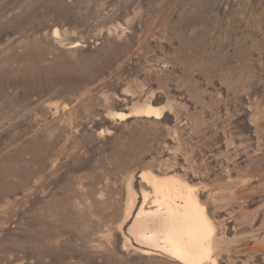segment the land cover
I'll use <instances>...</instances> for the list:
<instances>
[{"label": "rangeland", "instance_id": "obj_1", "mask_svg": "<svg viewBox=\"0 0 264 264\" xmlns=\"http://www.w3.org/2000/svg\"><path fill=\"white\" fill-rule=\"evenodd\" d=\"M142 171L264 264V0H0V264H183L128 232Z\"/></svg>", "mask_w": 264, "mask_h": 264}, {"label": "bare ground", "instance_id": "obj_2", "mask_svg": "<svg viewBox=\"0 0 264 264\" xmlns=\"http://www.w3.org/2000/svg\"><path fill=\"white\" fill-rule=\"evenodd\" d=\"M137 113L161 117L163 110L148 104ZM113 116L124 120L132 113L116 112ZM140 175L152 187L156 209H145L149 197V192L145 191L144 202L133 215L128 232L138 244L146 247L142 249L144 254L151 253L150 249L163 251L183 264L215 261V226L193 187L174 175L156 176L149 171H142Z\"/></svg>", "mask_w": 264, "mask_h": 264}]
</instances>
